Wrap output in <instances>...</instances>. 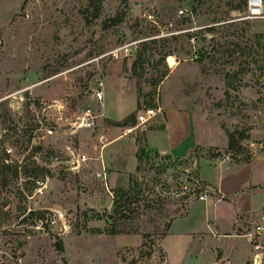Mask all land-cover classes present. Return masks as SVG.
Wrapping results in <instances>:
<instances>
[{
    "label": "rangeland",
    "instance_id": "obj_1",
    "mask_svg": "<svg viewBox=\"0 0 264 264\" xmlns=\"http://www.w3.org/2000/svg\"><path fill=\"white\" fill-rule=\"evenodd\" d=\"M175 4L0 0V151L8 164L0 170V264H164L159 243L166 224L201 185H195V157L229 154L235 162L253 154L196 146L179 159L147 148L145 133L162 129L171 108L170 129L148 134L162 146L190 150L197 122L216 127L200 142L220 145L234 131L247 135L242 143L264 135V16L243 18L245 0H204L191 21L173 18V27H165ZM124 45L130 54L113 57ZM95 79L103 85L102 105L92 97ZM154 99L162 116L126 132L136 111ZM60 102L66 104L57 109ZM85 106L99 113L93 129L45 135V127L63 129ZM129 116L133 125L115 124ZM102 133L110 143L100 152ZM75 142L89 159L78 172L66 171L62 146ZM99 152L104 179L97 175ZM40 166L49 171L39 174ZM119 186L129 188L130 200L113 212ZM241 248L233 264H252L250 247ZM192 252L169 251L166 264H196Z\"/></svg>",
    "mask_w": 264,
    "mask_h": 264
},
{
    "label": "crops",
    "instance_id": "obj_2",
    "mask_svg": "<svg viewBox=\"0 0 264 264\" xmlns=\"http://www.w3.org/2000/svg\"><path fill=\"white\" fill-rule=\"evenodd\" d=\"M167 108L171 107L167 106ZM168 110L163 128L149 130L145 133V143L148 149L167 154L171 158L182 159L196 146H211L218 149L226 147V138L220 145L214 142H200L204 134L216 130L215 126L204 122L195 124V142L188 151L179 149L178 146L173 148L167 144L163 146L157 144L158 141L150 139L148 134L151 131L158 133L167 132L170 129V114L173 112L176 115V112L173 108ZM177 116L176 118L182 121V116ZM179 120L173 126L176 130L181 128L176 126L180 124ZM171 133L169 131V135ZM120 136L119 138H122ZM263 138L264 135L259 139ZM263 152L264 149L254 152L247 161L235 162L222 159L198 161L195 157L197 180L205 182V187L210 189L212 194H207L205 199L189 202L185 213L172 218L169 222L166 233L159 243L164 254V264L168 261L169 251L181 253L196 251L197 254L192 252L194 255L190 259L196 264H199L201 260H204L205 264H215L217 261L214 259L218 256L225 259L224 264L235 262L233 255L241 252L242 244L248 245L246 239L235 234L236 231L242 227L245 218L264 209ZM256 153L263 155L262 161H257L256 157L259 155L254 156ZM184 256L187 257V255Z\"/></svg>",
    "mask_w": 264,
    "mask_h": 264
},
{
    "label": "built area",
    "instance_id": "obj_3",
    "mask_svg": "<svg viewBox=\"0 0 264 264\" xmlns=\"http://www.w3.org/2000/svg\"><path fill=\"white\" fill-rule=\"evenodd\" d=\"M204 0H175L176 4L173 7H170V11L172 12V17L168 16L162 21L163 26L165 27H173V18H177L179 20L191 21L193 19V11H198V6ZM243 18L245 19H257L264 16V0H245L244 10H243ZM144 16L148 18H153V16L149 14H144ZM154 24L159 25L155 19L151 20ZM206 36L209 37V33H205ZM264 36V35H263ZM211 37V36H210ZM135 48V46H134ZM122 52V53H121ZM131 49L129 46L124 45L116 51L112 52L113 57H118V53H120V57H126L130 54ZM92 89V97L93 99L102 105L104 99L103 93V85L101 80L95 79V87ZM53 103L56 101L51 100ZM66 103L60 102L55 105L57 109H62ZM161 106L157 99H154L153 106L146 107L143 109H139L135 113V125L130 126L126 129V132H130L134 128L138 126H144L148 123L152 118L157 115L162 116ZM99 117V113L93 110L90 106H85L81 109V111L77 114H74L69 119H65L64 123H61L63 129L58 128L56 130V125H50L45 127L44 133L47 136L59 134L63 136L65 134H76L80 131L91 130L95 127L97 118ZM60 118V117H59ZM57 118V119H59ZM71 136V135H69ZM107 137L105 134H99L98 142L100 143V152L110 143V141H106ZM242 148L248 149L251 152H257L264 149V138L259 140H247L246 143L239 142ZM62 152L66 156L64 161V170L71 172H78L83 168L84 163L89 159L86 152L83 150L80 142H75L74 144H64L62 146ZM9 150H7L8 152ZM99 152L98 159L100 160V170L97 172L98 176H101L103 179L106 178L105 175V167L103 161L101 159V153ZM229 160L230 155H224V159ZM184 176V174H182ZM198 180L195 179V185ZM198 186V185H197ZM207 192H211L210 189L204 187L203 193L199 194L198 199H205L207 197ZM60 219L62 215H59ZM248 220V221H247ZM244 221L248 222V226L240 227L242 230L240 232H236L235 234L239 237H243L246 239L251 251H252V264H260L261 256L264 253V209L248 216L244 219Z\"/></svg>",
    "mask_w": 264,
    "mask_h": 264
},
{
    "label": "trees",
    "instance_id": "obj_4",
    "mask_svg": "<svg viewBox=\"0 0 264 264\" xmlns=\"http://www.w3.org/2000/svg\"><path fill=\"white\" fill-rule=\"evenodd\" d=\"M97 13H98V7H96L94 14L96 15ZM211 29H212V27H209L208 30H207V32L209 33ZM208 38H209V40L212 39V37H208ZM130 118H131V116L125 118L120 123L115 122V124L116 125H129V124L130 125H133V120H131ZM246 138H247V135L244 133V131H240V132L234 131V132H231L230 134L227 135V145H226V149L227 150H231V149H234V148H238L239 147L237 149L238 151L236 153L241 152L242 151V147L240 148L239 142L242 139H246ZM39 148H40L39 146H36L35 147L36 150H38ZM5 155H6L5 154V150L4 149L3 150L1 149V151H0V170H4V169H6L8 167V164L3 162V160L5 158ZM215 156L218 157L219 154L217 153ZM249 158H250V156L249 155H246V157L243 158L242 160L247 161ZM14 168H16V167H14ZM48 171L49 170L46 167L40 166L39 174H44V173H47ZM23 172H24L23 174L26 177L29 176L27 174V171H23ZM199 182L201 184L200 185V188L195 190L194 197L192 199L188 200V202L186 204V207L189 204V202L198 199L199 194L203 193L204 187L206 186V183L203 182V181H199ZM113 192H114V194H113V200H112V211L113 212H118L119 207H120V202L121 201L126 202L127 200H130V192H129V188L128 187L124 188L122 186H119V187L115 188L113 190ZM186 207H185L184 211L181 214H179V215H183L185 213ZM122 216H124V215H122ZM168 225H169V223L166 224V230L168 228ZM166 230H165L164 234L166 233ZM59 248H62V246L60 244H59Z\"/></svg>",
    "mask_w": 264,
    "mask_h": 264
},
{
    "label": "bare ground",
    "instance_id": "obj_5",
    "mask_svg": "<svg viewBox=\"0 0 264 264\" xmlns=\"http://www.w3.org/2000/svg\"><path fill=\"white\" fill-rule=\"evenodd\" d=\"M166 62L168 63V65L170 66V67H174L177 63H176V61H175V59L173 58V56H171V55H167L166 56Z\"/></svg>",
    "mask_w": 264,
    "mask_h": 264
},
{
    "label": "water",
    "instance_id": "obj_6",
    "mask_svg": "<svg viewBox=\"0 0 264 264\" xmlns=\"http://www.w3.org/2000/svg\"><path fill=\"white\" fill-rule=\"evenodd\" d=\"M215 264H218V263H215Z\"/></svg>",
    "mask_w": 264,
    "mask_h": 264
}]
</instances>
